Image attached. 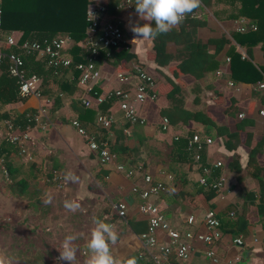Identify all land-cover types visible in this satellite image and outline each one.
I'll return each mask as SVG.
<instances>
[{"label":"crops","instance_id":"crops-1","mask_svg":"<svg viewBox=\"0 0 264 264\" xmlns=\"http://www.w3.org/2000/svg\"><path fill=\"white\" fill-rule=\"evenodd\" d=\"M96 1L104 5L107 2V0ZM225 4L223 8L232 14L264 10L261 8L264 0H243L233 8ZM198 8L195 9L194 16H189L198 19L202 24L196 31L197 39L203 43L200 60H197L201 70L207 67L198 80L179 68L181 64L174 57L177 47L173 43H167L165 47V52L172 59L165 66L155 64L150 50L151 39L136 37L128 26L130 15L131 19L137 23L148 21L139 17L135 10H123L119 13L123 23L124 39L129 43V50L134 54V58L124 65V70L121 71L116 69L110 58L101 60L97 65L100 80L94 86V91L98 95L119 87L115 81V74L130 71L138 65L152 77L156 98L145 99L142 103L135 104V110L142 119V124L123 125L122 122L118 124L127 149L126 152L116 155L113 163L100 164L96 156L89 152L83 140L71 129L69 122L72 119L77 120L100 139H107L110 145L113 141L112 133L95 125V114L99 111L102 114L108 113L117 117L119 110L112 100L104 101L98 106L92 105L91 108L80 105L78 97L81 90L77 88L75 78L78 74L74 71L50 68L53 72L52 77L42 82V97L52 98L51 102L44 105L52 125L40 130L31 127L32 125H25L21 129L11 124L16 133L25 132L28 127L27 133L33 139L32 146L26 145L23 154L18 152L15 154V156L24 157L22 164L16 163L14 156L12 157L15 167L21 168L23 175L28 176L31 182L37 181V174L40 177L49 174V178L41 179L42 186L45 180L52 183L55 189L53 191L59 197L57 203L63 207L62 212H66V214L60 212L53 216V228L49 227L52 234L46 235L44 243L46 246H52L54 252L59 251L61 243L55 241L58 238L64 239L69 234L75 235L77 238L74 245L78 250L74 264H85L88 258L86 245L90 239V231L95 226L94 218L115 226L118 238L114 244H109L114 255L134 256L137 258V264H154L152 256L159 258L160 264L173 261V256L166 262L155 249H144L139 239L140 234L146 230V219L137 211L140 199L137 193L132 192V188L145 187L142 180L144 174L151 175L153 179L162 181L168 187L165 193L152 197L151 200L157 205L171 228L204 234L202 217L207 210H212L219 221L220 236L210 247L213 252L212 257L205 255L207 249L204 244L193 241L189 259L183 264H264V151L262 150L264 119L258 114V111H264V88H258L259 83H264V56L260 44L253 46L249 55H246L244 48L232 38V34H243L236 31L240 21L244 20L253 24L255 29L256 24L254 18L244 14L225 20L222 12L218 10V6H214L213 2L211 8H206L201 2ZM184 19L182 21H185ZM190 23L191 21L188 22ZM60 36L67 35L56 37ZM221 37L226 41L222 48L209 42ZM73 48L69 51L70 56ZM229 49L239 53L241 58L247 59L257 71H261L262 80L252 84L233 81L230 76L229 62H225L226 58L229 59L227 56ZM204 55L214 57L213 61L219 64L216 69L213 68V63L204 65ZM71 58L73 59L72 56ZM172 67H175L177 76L172 74L170 69ZM187 68L190 70L193 66ZM217 71H219L218 74H216ZM60 78L67 83H75L76 92L68 95L60 91ZM228 82L232 83L231 87L227 85ZM173 85L180 88V104L183 109L190 112L203 111L216 126L224 127L229 134L235 133V125H238L240 141L229 142L225 136H218L215 128L208 130L194 122L176 126L168 125L165 131L160 130L162 118L160 110L168 106L166 94ZM57 93H61L62 96L58 104H55L56 100L53 101V97ZM43 104V100L27 97L4 108L11 116L10 120H13L16 116L29 115V113L32 116ZM239 114L243 117L239 118ZM6 122L8 120L0 121V132L3 129V134H6ZM124 130L126 132H123ZM192 132L198 133L201 139L211 140L209 145H203L198 152V163L193 161L191 152H186L179 147L180 142L187 139ZM252 149L257 150L255 160L260 169L256 177L250 175L251 168L247 167L248 153ZM132 158L137 159L134 168L140 166V171H135L134 168L133 171L128 170L133 165ZM232 161H236L237 164H233ZM216 162H220L221 166L214 167ZM118 164L123 166V171H131L130 176H125L123 171H116L114 167ZM235 167H239L238 172L235 171ZM68 173L78 177V181L65 180ZM166 176H171L172 180H168ZM200 177H206L208 185L212 179L221 178L220 189L216 191L210 186L199 185ZM42 186L37 185V191L42 193ZM205 188L215 193V197L209 201L203 196ZM66 201L74 202L79 207L74 210L66 208ZM118 201L126 206L124 219L116 217L111 210V205ZM242 208L245 209L243 221L246 225L242 230L237 231L238 227L233 221L238 219L237 216ZM188 217L193 219V224L190 226L185 223ZM58 226L64 233L60 232ZM56 227L58 228L55 229ZM61 233H63L62 237H60ZM40 236L44 235L37 233L38 245L36 246L41 245ZM235 237L242 239L241 246H235L232 243ZM160 239L164 240L163 236H160ZM55 256H59V252ZM0 258L4 259L1 254ZM58 263L67 264L64 261ZM6 264H8L7 261Z\"/></svg>","mask_w":264,"mask_h":264},{"label":"built area","instance_id":"built-area-1","mask_svg":"<svg viewBox=\"0 0 264 264\" xmlns=\"http://www.w3.org/2000/svg\"><path fill=\"white\" fill-rule=\"evenodd\" d=\"M117 11L135 10V0H119L115 6ZM0 26H1V8H0ZM123 23L119 16H109L107 8L104 4L96 0H87L85 7V27L84 37L79 42L75 43L69 36H60L43 43L42 45L36 42H19L21 33L10 32L3 36L0 28V68L5 67V73L12 78L17 87V92L20 99L27 97H35L38 100H43V106H39L34 114L28 119L32 122L31 127H36L44 130L46 127L52 125L49 121L47 112L44 108L45 104L52 101L51 99L43 98L41 87L43 78L36 73L27 72L23 65V59L15 54L11 49H17L25 56H33L35 60H42L45 62L47 68L51 69H65L74 71L78 74L75 78L77 86L79 87L80 95L78 102L84 108H91L92 105H100L104 101L112 100L116 107L122 112L123 118L130 124H142L143 121L135 110L136 103H142L145 99L154 100L156 94L154 91V81L143 69L135 65L130 71L117 72L115 74V81L119 87L96 94L94 86L100 80V74L94 59L104 52V57L108 58L112 49H117L126 41L122 34ZM254 31L255 26L240 21L236 27L238 33H245L247 31ZM78 47L82 52L88 54L91 60L87 62L75 61L69 55V51L73 47ZM225 62H229L226 58ZM219 71L216 72L218 74ZM229 87L232 86L228 82ZM122 86H127L126 90ZM259 89L264 88V83L258 85ZM61 97V93H57ZM259 116L264 119V111H258ZM239 118L243 115L239 114ZM112 122V115L106 113L102 114L97 111L95 114V125L108 131V127ZM6 140L9 144L18 148L20 154L25 152L26 145L33 144V139L28 135V127L25 132L16 133L10 122L5 123ZM168 121L161 118L160 130L165 131L168 128ZM69 126L74 132L83 140L85 146L102 165H108L116 160V154L109 148L107 139H100L98 136L88 131L77 120L72 119ZM123 132H126L125 130ZM211 140L209 138L201 139L197 133L187 138L186 149L192 153V158L195 163L199 162L198 152L203 145H209ZM264 151V147L262 148ZM221 163L216 162L214 167H220ZM116 171H123V166L115 165ZM141 167L135 168V171H140ZM125 176H130L131 171H123ZM168 180H172L171 176H166ZM145 185L142 189L132 188V192L137 193L140 203L137 211L144 216L147 221L146 230L140 234L139 239L144 249H155L161 255L164 261L173 256V261L167 264H183L189 259L190 248L193 241L201 242L205 245L207 251L205 255L212 257L213 252L210 250L212 243L219 238V221L216 219L212 210H207L202 222L205 233H193L191 231H178L170 227L165 220L159 208L153 201L152 197H156L167 191L168 187L160 180H155L149 174L142 176ZM201 186H210L212 190L218 191L222 184V179H212L208 185L206 177H200L198 180ZM111 210L119 219H124L126 215V206L123 202L118 201L111 205ZM187 226L193 224L192 217H188L185 221ZM160 236H163L161 240ZM264 242V238H263ZM235 246H241L243 241L240 237H235L232 240ZM154 264H160V259L152 256Z\"/></svg>","mask_w":264,"mask_h":264},{"label":"trees","instance_id":"trees-1","mask_svg":"<svg viewBox=\"0 0 264 264\" xmlns=\"http://www.w3.org/2000/svg\"><path fill=\"white\" fill-rule=\"evenodd\" d=\"M118 1L119 0H107L105 6L109 12H107L109 16H119L120 11L115 9ZM241 1L243 0H201V3H203L206 8H211L213 2L215 7L218 6V10L220 9L225 20L240 17L243 14L250 18H254V23L256 24V29L254 31H247L243 34L235 33L232 34V38L240 47L244 48L246 55H249L250 49L253 46L260 44L264 56V10L262 12H239L240 14H232V12H228L223 8L225 2H227L225 5L233 8L237 3H241ZM219 4H221V8ZM85 6L86 0H0V28L3 32V36L10 32H20V43L29 41L42 45L55 38L57 35H67L77 43L84 37ZM261 8H264V4L263 6L261 5ZM194 11L195 10H193L192 13L186 14L185 21L179 23L177 27H173L169 32L159 34L155 39H151L152 46L150 50L155 64L158 66H165L172 59V57L165 52L166 44L173 43L177 47V52L174 57L177 58L179 64H181L179 68L182 72H187L198 80L201 78L202 73L207 66L201 70L200 63L197 60H200L203 43L197 39L196 31L202 24L198 19L189 17L191 15L194 16ZM189 21H191L190 24H188ZM138 23L141 26L144 23H152L153 27H155L154 22L152 21H139ZM122 34L125 38L123 29ZM209 42L214 43L215 45L217 44L218 47L220 46V48H222L221 46H223L226 41L221 37L218 40H210ZM129 49V43L125 42L117 49H112L110 51L108 58L113 60L112 63L117 70H124V65L134 58V54ZM11 50L22 57L23 65L27 72L38 74L43 78V81H46V78L48 77H52L53 72L50 68L46 67L44 61L35 60L33 56H25L20 50L14 48ZM71 56L76 61L87 62L88 60H91L88 54L82 52L76 46L73 48ZM227 56L229 57L230 76L233 81L252 84L262 80L261 71H257L247 59L241 58L239 53L229 49ZM204 57V65L213 63V68H217L219 64L213 61L214 57L210 55H204ZM104 58L106 59V57H104V52H100V54L94 59L95 65L97 66ZM188 66H193V68L188 70ZM172 68H170L172 74L177 76L178 73L175 70V67ZM4 69V66L0 68V121L8 120L13 126H18L21 129H23L25 125L31 126L32 122L28 120L31 117V113H29V115L25 114L23 116H16L15 119L13 118V120H10L11 116L4 108L6 105L16 103L20 99L14 80L8 77ZM76 87V84L73 82L67 83L66 81H62L61 78L59 79V90L65 94L72 95L76 92ZM127 88V86H122V89L124 90ZM180 96V88L176 85H173L166 94L169 104L166 108L160 110V115L162 118L167 119L169 125L176 126L178 124L184 125L189 122H194L208 130L215 128L216 134L218 136H225L229 142L234 141L235 143H238V141H240V138H238L240 135L238 125H235L236 132L229 134L224 127L216 126L203 111L190 112L183 109L180 104ZM54 99L56 100L55 104H58L61 97L55 95L53 101ZM116 116L117 117H114V115L112 116V122L108 127V131L111 132L113 136V141L109 145V148L113 153L118 155L126 152L127 149L124 144L122 130L118 124L122 122L123 125H128L129 123L123 118L121 111H118ZM194 133L195 132H192V134L190 133L189 137ZM0 137V173H2V168V170L5 171V176L1 174L3 185L5 187L4 189H7L14 198L18 200H26L28 201V206H33V204L39 202L37 200L30 202V199L32 200V198L35 197L34 195H36V191H29L30 180L28 176L23 175L24 172L21 171V168H16L14 161L12 160V157L15 156L17 152L19 153L18 148L8 143L6 140V134H3V129L0 132ZM186 141L187 139H183L180 142L179 147L188 152L186 149ZM225 144L227 145L228 141ZM256 153V149H252L248 153L247 167L251 168L250 175L252 177H256L260 171L255 160ZM132 160L133 165H131V169L128 170H132L136 165L134 163L137 159L132 158ZM232 163L237 164L236 161H232ZM235 171L238 172L239 167H235ZM45 177L49 178L50 175L47 174ZM203 196L209 201L215 197V193L212 190L205 188ZM244 214L245 209L242 208L237 216L238 219L233 221L238 227L237 231L242 230L246 225L243 221ZM59 230L60 232H63V229L60 227ZM63 233H61L60 237H62ZM40 237V246H43H36L37 249L34 252V254H37L35 255V264H59L58 262L60 261L56 259L58 256H55V254H58V251L54 252L52 246H46L44 243L46 241V235ZM62 241V238H58L55 242L62 243Z\"/></svg>","mask_w":264,"mask_h":264},{"label":"clouds","instance_id":"clouds-1","mask_svg":"<svg viewBox=\"0 0 264 264\" xmlns=\"http://www.w3.org/2000/svg\"><path fill=\"white\" fill-rule=\"evenodd\" d=\"M201 0H135V13L146 21L142 26L129 17V28L140 39H155L159 34L169 32L173 27L182 22L185 15L192 13L200 6ZM78 177L72 173L65 176V180L77 182ZM65 207L74 210L79 205L71 201L65 202ZM95 225L90 231V239L87 242L88 258L85 264H137L134 256H116L109 247L115 243L117 233L115 226L94 218ZM76 236L66 235L60 245L58 261L74 264L77 247L74 245ZM0 264H6L5 259L0 258Z\"/></svg>","mask_w":264,"mask_h":264},{"label":"rangeland","instance_id":"rangeland-1","mask_svg":"<svg viewBox=\"0 0 264 264\" xmlns=\"http://www.w3.org/2000/svg\"><path fill=\"white\" fill-rule=\"evenodd\" d=\"M23 159L24 157L14 156V160L19 165L23 163ZM1 172L0 254L8 264H35V255L37 254H34V252L37 249L36 245H38L37 233L48 236L50 233L52 234L49 227L51 228L53 225V216L62 212L63 207L57 203L59 197L55 195L52 183H47L48 181L45 180V184L42 186L41 179L46 178L45 172L42 177L37 174V181H30L29 191H36L35 197L32 200L30 199V202L39 201L33 206H28L26 200L14 198L7 189H4L1 174L5 176V171L1 168ZM37 185L42 186V193L37 191ZM62 214H66V212H62ZM61 226L63 227V223H61Z\"/></svg>","mask_w":264,"mask_h":264},{"label":"bare ground","instance_id":"bare-ground-1","mask_svg":"<svg viewBox=\"0 0 264 264\" xmlns=\"http://www.w3.org/2000/svg\"><path fill=\"white\" fill-rule=\"evenodd\" d=\"M47 183H49V182H47ZM55 186H56V185H55ZM109 214H112V213H109ZM114 217H115V216H114ZM114 217H113V219H114ZM111 218H112V217H111ZM113 219H112V220H113ZM107 222H109V221H107ZM114 222H116V220H114ZM117 222H118V221H117ZM117 222H116V223H117ZM112 223H113V222H112Z\"/></svg>","mask_w":264,"mask_h":264}]
</instances>
